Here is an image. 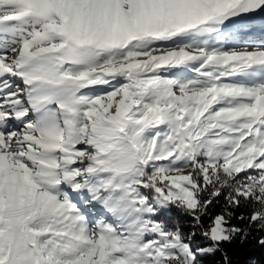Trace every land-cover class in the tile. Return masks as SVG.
Returning <instances> with one entry per match:
<instances>
[{
	"label": "snow or ice",
	"instance_id": "6c2138e0",
	"mask_svg": "<svg viewBox=\"0 0 264 264\" xmlns=\"http://www.w3.org/2000/svg\"><path fill=\"white\" fill-rule=\"evenodd\" d=\"M0 264H264V0H0Z\"/></svg>",
	"mask_w": 264,
	"mask_h": 264
},
{
	"label": "trees",
	"instance_id": "16d2710c",
	"mask_svg": "<svg viewBox=\"0 0 264 264\" xmlns=\"http://www.w3.org/2000/svg\"><path fill=\"white\" fill-rule=\"evenodd\" d=\"M238 258L243 261L245 259V256L243 254V250H238L237 252Z\"/></svg>",
	"mask_w": 264,
	"mask_h": 264
}]
</instances>
